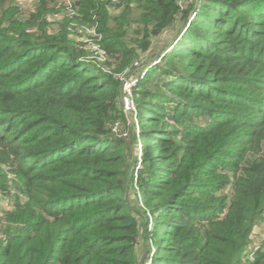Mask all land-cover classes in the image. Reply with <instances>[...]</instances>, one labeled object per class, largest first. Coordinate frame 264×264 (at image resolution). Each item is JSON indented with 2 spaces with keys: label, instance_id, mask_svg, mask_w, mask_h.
Listing matches in <instances>:
<instances>
[{
  "label": "trees",
  "instance_id": "16d2710c",
  "mask_svg": "<svg viewBox=\"0 0 264 264\" xmlns=\"http://www.w3.org/2000/svg\"><path fill=\"white\" fill-rule=\"evenodd\" d=\"M74 5L0 0V264H141L148 237L155 264H264V0ZM71 23L98 24L104 63ZM157 54L139 136L112 134L116 75Z\"/></svg>",
  "mask_w": 264,
  "mask_h": 264
},
{
  "label": "built area",
  "instance_id": "2783aa9c",
  "mask_svg": "<svg viewBox=\"0 0 264 264\" xmlns=\"http://www.w3.org/2000/svg\"><path fill=\"white\" fill-rule=\"evenodd\" d=\"M65 5V9L62 13H54L52 18L58 20L65 17H72L76 15L77 11L75 9V0H61ZM122 0H110L112 4H118ZM193 12L190 19L194 17ZM68 31L70 36L74 38L77 48L85 51L84 58L88 61H92L96 65H100L107 60V51L101 45V40L103 35L98 30V24L85 25L71 23L68 26ZM163 54H157L154 57H149L146 59H137L133 62L131 67L127 68L121 73L116 75V78L120 80V96L119 104L122 110V117L114 120L110 125L111 133L119 137H129L131 132H134L139 136V118L137 104L134 98V89L139 83L140 79L143 78L147 70L155 63L159 62ZM138 154H141V142L138 141ZM140 163V161H139ZM9 198L6 196L0 197V201ZM147 211V226L146 230H152L153 216ZM260 236L264 239V223L259 229ZM145 249L143 253V259L141 264H155L154 257L157 252L156 245L151 237L145 240ZM258 246V245H257Z\"/></svg>",
  "mask_w": 264,
  "mask_h": 264
},
{
  "label": "rangeland",
  "instance_id": "374dc122",
  "mask_svg": "<svg viewBox=\"0 0 264 264\" xmlns=\"http://www.w3.org/2000/svg\"><path fill=\"white\" fill-rule=\"evenodd\" d=\"M18 1L20 3L21 7L24 10H26V12L24 14H26L27 12H30V10H33L35 8L36 4L38 3V0H18ZM52 27H53V29L55 28L54 26H52ZM178 27H179V24L176 25V28H178ZM174 31H175V29H170L169 31H167L166 33L161 35V37L156 40L155 43H157L158 46H162V47L160 49L153 50V51H155L153 53L159 52L164 47L165 44L167 46L169 43H171V41L173 39L172 37L174 36L173 34L175 33ZM92 68L94 69L93 66H92ZM8 206L9 205H8V201L6 198L3 199L2 201H0V210L1 211L3 209L7 208ZM257 243H258V241L255 242V244H257ZM156 264H160L158 259H156Z\"/></svg>",
  "mask_w": 264,
  "mask_h": 264
},
{
  "label": "crops",
  "instance_id": "0c3cea01",
  "mask_svg": "<svg viewBox=\"0 0 264 264\" xmlns=\"http://www.w3.org/2000/svg\"><path fill=\"white\" fill-rule=\"evenodd\" d=\"M259 229H260V226L257 227V229H256V233H257V232L259 233ZM259 234H260V233H259ZM139 249H140V252H142V254H143V253H144V249H145V245H143V244L140 245V248H139Z\"/></svg>",
  "mask_w": 264,
  "mask_h": 264
}]
</instances>
